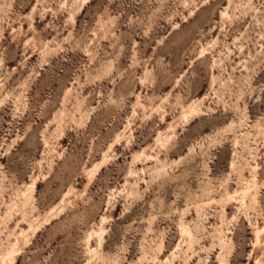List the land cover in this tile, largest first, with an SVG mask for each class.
<instances>
[{
    "label": "rangeland",
    "instance_id": "obj_1",
    "mask_svg": "<svg viewBox=\"0 0 264 264\" xmlns=\"http://www.w3.org/2000/svg\"><path fill=\"white\" fill-rule=\"evenodd\" d=\"M0 264H264V0H0Z\"/></svg>",
    "mask_w": 264,
    "mask_h": 264
}]
</instances>
